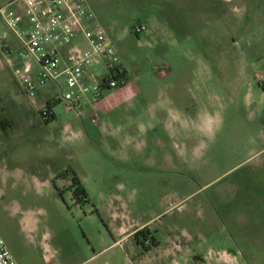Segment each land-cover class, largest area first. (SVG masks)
Listing matches in <instances>:
<instances>
[{"label": "rangeland", "instance_id": "374dc122", "mask_svg": "<svg viewBox=\"0 0 264 264\" xmlns=\"http://www.w3.org/2000/svg\"><path fill=\"white\" fill-rule=\"evenodd\" d=\"M86 1L137 109L67 111L54 85L31 99L0 57V235L17 263L264 264V0ZM209 234L228 250L194 243Z\"/></svg>", "mask_w": 264, "mask_h": 264}, {"label": "built area", "instance_id": "2783aa9c", "mask_svg": "<svg viewBox=\"0 0 264 264\" xmlns=\"http://www.w3.org/2000/svg\"><path fill=\"white\" fill-rule=\"evenodd\" d=\"M0 22L20 45L13 50L6 37H0V57L27 97L35 99L54 85L62 91L58 100L65 109L76 111L123 86L120 76L126 68L86 0H13L0 7ZM146 30L144 24L134 27L137 35ZM80 34L82 44L76 42ZM100 65L104 74L94 72ZM52 112L47 108L43 116ZM92 122L98 124L97 114ZM0 264H18L1 235Z\"/></svg>", "mask_w": 264, "mask_h": 264}, {"label": "crops", "instance_id": "0c3cea01", "mask_svg": "<svg viewBox=\"0 0 264 264\" xmlns=\"http://www.w3.org/2000/svg\"><path fill=\"white\" fill-rule=\"evenodd\" d=\"M11 2H13V0H0V7L5 6L7 4H10ZM254 2L259 4V3H261V0H254ZM0 37H6V40L10 44L11 49L17 50L20 47L18 41L15 39L13 34L6 27V25L2 22H0ZM81 38H83L82 34H80L78 36V40L76 42L81 43V44L84 43V39H81ZM126 70H127V68H126ZM130 85H132V84L130 81V77L128 75V82L124 86V88L122 90H117V91L111 92L109 94V96L107 97L110 99L114 98V102H110L109 105L106 107L105 106H101V107L97 106V105H95V103H92V105L91 104H89V105H91L92 108H94V106H95L97 108V110L103 114L115 113L118 116H120V114L123 113L126 116V120H128V122H129L132 120V117H131V115L129 116V114L137 109V105H136L135 101L140 96L139 95L140 92L138 90L133 91V88L135 89V87L131 88ZM104 96H105V94H104ZM104 96L101 100L104 99ZM105 108H107V111L104 110ZM99 123H100V118H99L98 124ZM261 180H262V184H264V177L263 176H262ZM210 234L204 238H200V237L196 236L194 243L196 242L199 245H201V243H207V244H209V250L210 249H212V250H228L222 246H220L218 249H216V246H217V243H222V242L224 244H228L231 241L230 239L229 240H226V239L221 240V238H215V237L211 236ZM214 244H216V245H214ZM234 253H236V254H234V256L236 258H238V256L241 255V253H243V252L242 251L236 252L234 250Z\"/></svg>", "mask_w": 264, "mask_h": 264}, {"label": "trees", "instance_id": "16d2710c", "mask_svg": "<svg viewBox=\"0 0 264 264\" xmlns=\"http://www.w3.org/2000/svg\"><path fill=\"white\" fill-rule=\"evenodd\" d=\"M128 71L126 69H124V71L122 72L120 78L124 80V84L122 87H124L126 85V83L128 82ZM103 98V97H102ZM101 98V99H102ZM100 99V100H101ZM57 101H60V100H57ZM53 106L54 105H51L49 104V107L48 109L52 112L53 111ZM45 117V116H44ZM56 119V115L54 112H52V114L50 115V119L49 120H46V123H51L52 121H54ZM4 126V128L6 129L5 126L7 127H10V123L7 122V123H2ZM72 188H74V194L75 195H87L86 194V191L84 188H82V185H81V181L78 177H74L73 179V183H72ZM146 232H144L143 230L141 231H137L134 235V238H135V241L137 242L138 245H142L144 248H145V243L144 244H141V240H144V241H148V236L145 234ZM153 241V240H152ZM157 243V242H156ZM155 242H153V244H156ZM157 245V244H156Z\"/></svg>", "mask_w": 264, "mask_h": 264}, {"label": "flooded vegetation", "instance_id": "af4514ba", "mask_svg": "<svg viewBox=\"0 0 264 264\" xmlns=\"http://www.w3.org/2000/svg\"><path fill=\"white\" fill-rule=\"evenodd\" d=\"M144 243L146 244V242L144 240H141V244H144Z\"/></svg>", "mask_w": 264, "mask_h": 264}]
</instances>
